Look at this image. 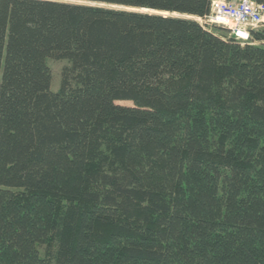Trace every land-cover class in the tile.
<instances>
[{
    "label": "trees",
    "instance_id": "obj_1",
    "mask_svg": "<svg viewBox=\"0 0 264 264\" xmlns=\"http://www.w3.org/2000/svg\"><path fill=\"white\" fill-rule=\"evenodd\" d=\"M210 3L0 0V264H264V43Z\"/></svg>",
    "mask_w": 264,
    "mask_h": 264
},
{
    "label": "built area",
    "instance_id": "obj_2",
    "mask_svg": "<svg viewBox=\"0 0 264 264\" xmlns=\"http://www.w3.org/2000/svg\"><path fill=\"white\" fill-rule=\"evenodd\" d=\"M199 19L201 24L227 27L235 38L250 41L249 27L264 24V0H211L209 13Z\"/></svg>",
    "mask_w": 264,
    "mask_h": 264
},
{
    "label": "rangeland",
    "instance_id": "obj_3",
    "mask_svg": "<svg viewBox=\"0 0 264 264\" xmlns=\"http://www.w3.org/2000/svg\"><path fill=\"white\" fill-rule=\"evenodd\" d=\"M75 2V1H74ZM82 2V1H79ZM83 3V2H82ZM123 8V7H121ZM128 10H136V11H143V12H152L151 10H144V9H128ZM165 15H173V16H183V17H190L187 15H180L177 13L174 14H170V13H164ZM195 18L196 20H198L200 22L199 17H192ZM214 28V27H212ZM227 28V27H226ZM229 29V28H228ZM250 31L251 30H261L264 29V24L263 25H259L257 27H249ZM229 36H233V32L229 29V31L226 33ZM252 43L253 44H260V43H264V39L263 40H254L252 39ZM48 64L51 68L52 71V85L51 88L53 91L58 90L59 86H60V77H61V71L63 66L66 64V61L64 60H56V59H49L48 60ZM118 103L123 104V105H132L133 103L131 101H118Z\"/></svg>",
    "mask_w": 264,
    "mask_h": 264
},
{
    "label": "bare ground",
    "instance_id": "obj_4",
    "mask_svg": "<svg viewBox=\"0 0 264 264\" xmlns=\"http://www.w3.org/2000/svg\"><path fill=\"white\" fill-rule=\"evenodd\" d=\"M164 14V13H163Z\"/></svg>",
    "mask_w": 264,
    "mask_h": 264
}]
</instances>
